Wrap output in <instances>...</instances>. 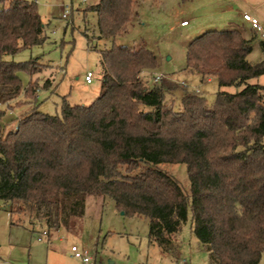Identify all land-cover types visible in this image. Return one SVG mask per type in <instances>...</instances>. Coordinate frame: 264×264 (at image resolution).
I'll list each match as a JSON object with an SVG mask.
<instances>
[{
  "label": "trees",
  "instance_id": "trees-1",
  "mask_svg": "<svg viewBox=\"0 0 264 264\" xmlns=\"http://www.w3.org/2000/svg\"><path fill=\"white\" fill-rule=\"evenodd\" d=\"M137 2L99 0L85 12L97 15L100 39H115L134 25ZM45 27L35 3L0 0V108L21 94L20 71H40L33 61L16 64L4 56L42 45ZM254 40L228 29L189 42L185 72L218 81L212 106L187 91L180 111L163 93L157 103L148 101L142 75L157 69L158 58L144 46L102 51L100 96L89 106L64 102L61 116L37 110L32 83L18 131L5 133L0 124V206L11 226L27 225L32 233L40 226L49 238L74 233L87 198H109L124 216L147 218L149 241L166 253L176 252L191 212L209 264H260L264 86L251 81L264 75V58L249 62ZM260 46L264 55V40ZM232 87L238 91H224ZM176 164L187 167L189 192L163 169Z\"/></svg>",
  "mask_w": 264,
  "mask_h": 264
},
{
  "label": "rangeland",
  "instance_id": "rangeland-1",
  "mask_svg": "<svg viewBox=\"0 0 264 264\" xmlns=\"http://www.w3.org/2000/svg\"><path fill=\"white\" fill-rule=\"evenodd\" d=\"M26 1L37 5L46 26V40L42 45L4 56L5 61L16 64L33 61L36 70H40L36 74L18 73L21 94L0 108L3 112L0 124L5 133L18 131V121L27 108L26 90L32 83L39 89L35 105L44 114L61 116L64 102L72 106L92 104L103 90L101 52L110 50L114 44L144 46L157 55V69L142 75L149 89L148 101L157 103L163 93L164 100L172 102L174 109L180 111L187 91L203 95L209 106L215 103L220 90L217 79L210 77L203 82L200 76L185 72L187 46L193 38L212 30H228L223 26L205 29L211 24L205 17L208 0H137L134 9L138 16L134 25L115 39H100L97 15L85 12L99 0ZM184 20L189 22V27H181ZM223 24L225 26V22ZM263 58L260 43L254 40L248 60L258 64ZM88 73L93 75L91 84L86 82ZM156 75L162 76L161 82L154 83ZM251 83L264 86V75ZM224 91L236 93L238 89L232 87ZM163 169L189 192L186 165H164ZM44 230L37 226L32 233L27 225L11 226L8 209L0 206V264H86L74 257V246L82 253L88 252L91 258L88 264H209L207 252L193 233L191 212L177 236V249L173 254L149 241L147 218L124 216L109 198L88 197L82 224L74 233L60 230L49 238L42 236ZM260 264H264V256Z\"/></svg>",
  "mask_w": 264,
  "mask_h": 264
},
{
  "label": "crops",
  "instance_id": "crops-1",
  "mask_svg": "<svg viewBox=\"0 0 264 264\" xmlns=\"http://www.w3.org/2000/svg\"><path fill=\"white\" fill-rule=\"evenodd\" d=\"M204 9L208 11L205 17L210 19L211 22V24L208 23L205 26V29L207 27L219 29L223 26L226 29H239L248 40L251 37H256V41L259 43L260 40H264L263 33L254 30L250 23L244 19V14L253 16L258 19L264 31V0H208ZM220 16L223 19H220ZM183 22L180 24L181 27L187 28L190 26L188 21L187 26H182Z\"/></svg>",
  "mask_w": 264,
  "mask_h": 264
},
{
  "label": "built area",
  "instance_id": "built-area-1",
  "mask_svg": "<svg viewBox=\"0 0 264 264\" xmlns=\"http://www.w3.org/2000/svg\"><path fill=\"white\" fill-rule=\"evenodd\" d=\"M64 18H66V15H64ZM244 19L250 23V25L252 26V28L258 32H261L263 33L264 35V31H263V28L260 24V22L258 21V19L254 18L253 16L249 15V14H244ZM188 25V22L187 21H184L182 23V26H187ZM92 78H93V75L92 73H88L87 76H86V82L88 84H91L92 82ZM161 79H162V76L161 75H156L155 77H153V81L154 83H159L161 82ZM47 231H44L42 236L44 237H47ZM41 237L38 238V241H41ZM72 252L74 253V257L76 259H81L83 260L84 263L88 264L90 261H91V258L90 256L88 255V252L87 251H84L83 253L80 252L78 250L77 247H72ZM4 264H8V263H4Z\"/></svg>",
  "mask_w": 264,
  "mask_h": 264
}]
</instances>
